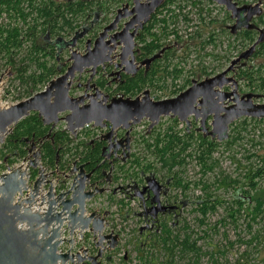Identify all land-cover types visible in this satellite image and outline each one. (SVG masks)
Wrapping results in <instances>:
<instances>
[{"label": "rangeland", "instance_id": "1", "mask_svg": "<svg viewBox=\"0 0 264 264\" xmlns=\"http://www.w3.org/2000/svg\"><path fill=\"white\" fill-rule=\"evenodd\" d=\"M55 1L67 2L66 0ZM192 1L174 0L168 5L172 12L167 13L166 10H163L161 17L166 15L169 29H176L177 35L180 36L170 34L164 40L165 45L174 46L176 58L173 61L176 62L180 57H183L181 66L184 67V74L197 80L207 77V74L224 69L231 60L237 58L252 45L257 35L256 31H253V41H251L245 39L243 35L231 33L227 26L232 25L231 19H227L230 12L224 6L218 5L212 0H195L198 1L196 5L192 4ZM233 1L250 5L253 8H260L262 15L258 19L253 17L252 23L264 26V0ZM173 14H177V17L173 18L174 22H171ZM184 16L188 18V21ZM2 17L5 18L3 15ZM62 36H64V40L70 41L72 34L64 32ZM210 37L213 38V41L207 43L206 41ZM27 46L28 44L25 43L22 51L15 56L18 61H15L17 66L8 63L6 58L0 54V107L9 106L24 99L26 85L18 80L16 67L29 63L28 60L20 63V59L27 51ZM82 48L83 42L78 46L69 45L62 54L64 57L67 56L71 49L82 52ZM238 66L239 72L242 69L259 70V73L256 72V76L264 77L263 56H249L242 59ZM33 69H35L34 65L28 66V72ZM183 77L179 78L177 82H182ZM247 82V79L241 78L240 89H244V91L248 89ZM170 83V81L167 82L169 86ZM80 92L81 89L77 88L71 90L73 95H78ZM150 94L151 96L160 95L162 99L168 98L170 91L169 88L154 93H151L150 90ZM172 119L170 116L161 117L153 134H146V123L137 125L134 135L140 140L133 146L134 152L141 157L143 163L152 162L154 172L162 182L169 179L172 182L167 189L168 205L176 207H173L168 215H161V223L166 222L171 228L170 240L165 245L151 240L152 235L159 233L160 230H154L144 220L138 218L135 214L139 211V203L136 199H129L124 208L130 209L133 214L127 217L122 215L125 211H120L118 200L124 197V192L126 193L122 187H126V181L131 180L128 178L125 181L120 180L115 185H105L106 191L96 195L87 205L88 211L96 210L101 215L106 213L104 233L113 230L119 235L116 246L113 249L105 248L102 257L94 264H137V255L140 251L135 245L138 241L152 243L146 249L148 254L151 253L154 257L155 264H264V204L261 210L251 212L255 202L249 203L248 209L251 214H248L246 204L244 208L238 210L237 205L233 203L236 194L243 196V200L246 199L244 197L247 194L241 192L242 189H247L245 182L247 183L249 179L246 178V175L256 169L264 170L263 124L249 122L246 129L239 131L240 137L232 143H226L230 139V135L223 140L216 139L219 144L207 161L210 168H202L198 161L196 147L199 141L197 140L192 142V145L187 149L186 153H191V155L185 156V163L175 165L168 170L160 164L154 154L145 147V144L152 142L156 132H162L170 125L182 134L186 129L185 123H174ZM59 126L64 127V122L59 123ZM232 129L231 127L229 133H232ZM186 153H182L181 156ZM195 153L197 154L195 155ZM1 159L3 160L2 157ZM55 169H47V172L51 174L49 177L59 183L63 182L61 171L59 174L54 173ZM175 174L181 177L182 182L188 184L187 188L173 185ZM254 179L258 185L251 194L259 192L264 199V175ZM231 180H236L238 183H233ZM208 195L210 199L220 201V203L216 204L214 210H209L203 215L199 206L202 200L208 198ZM138 228L142 229V233L137 232ZM175 235H179L178 241L188 236L189 247L192 245L195 247L184 248L178 245V242H172ZM95 241L96 237L92 232L86 231L81 239L75 241L74 249L85 247L89 254L94 255L96 254L93 248ZM174 243L177 244L174 246ZM172 245L173 248L169 250ZM123 254L126 256L127 262L121 259ZM88 262L90 260H84L85 264Z\"/></svg>", "mask_w": 264, "mask_h": 264}, {"label": "water", "instance_id": "2", "mask_svg": "<svg viewBox=\"0 0 264 264\" xmlns=\"http://www.w3.org/2000/svg\"><path fill=\"white\" fill-rule=\"evenodd\" d=\"M140 1L135 0L133 7L126 13L118 12L93 42L87 41L83 54L72 50L66 70L49 80L43 89L14 104L0 107V133H10L18 121L33 112L38 114L43 124L49 126L44 138H48L61 122H64L63 128L72 135H76L78 130L87 125L97 128L109 126V130L101 136L105 143L102 148L103 161H105L109 160L118 148V144L113 143L111 139L113 131L118 128L125 130L123 140L128 142L132 126L139 124L143 119L149 121L151 129L164 116H171L185 123L189 122L190 116H194L196 119L200 118V127L203 128L206 118L212 115L211 132L217 135V139L223 140L227 138V127L234 119L242 116L264 117V105L252 104L254 110L218 107L219 102L231 100V93L221 91L224 85L234 81L226 74L234 64L249 57L262 38L253 42L223 71L202 80H193L191 85L172 97L154 100L149 90L145 89L135 97L120 95L108 99V96L96 86H90L89 82L97 67L110 62L111 52L117 46H120L121 52L120 62L115 67H121L124 63L128 66L134 65L135 34L143 22H146L165 0H146L142 3ZM213 1L225 6L233 15L247 9V7H238L233 0ZM253 14L248 8L246 20H249ZM122 18H128V21L121 30L117 31V23ZM110 31L113 33L108 34ZM75 39L67 43L74 45ZM128 56H130L129 60ZM158 56L159 53H156L141 64H150ZM85 69L91 73L85 91L73 96L70 94L71 87L76 76ZM247 98L251 103V94H248ZM206 104H212V107L203 109V114L200 115L201 109L197 107ZM36 146L32 142L28 151H32ZM39 156L38 147L34 159L27 164L32 168H38L39 176L33 183L34 193L25 202L29 203L34 198L41 183H48V191L40 200L41 204L47 205L43 213L31 211L29 206H24L21 201H13L16 192H20L25 185L21 165L1 175L0 264H65L68 261L72 264H83L84 260H90L94 264L102 257L105 248L113 249L116 246L119 236L113 230L104 233L106 213L101 215L96 210L88 211L86 207L88 200L105 192L106 188L91 181L94 169L86 172L84 163L78 164L74 161L69 169L72 175L70 187L56 193L51 179L45 180L47 175L40 168ZM157 184L158 190L160 186L158 182ZM23 224L26 228L19 227ZM63 231H67L70 237L63 236ZM85 231H91L96 237L94 246L97 252L94 255L89 254L85 247L72 250L75 246L74 233L77 232L82 237ZM61 243L69 244L65 252L58 251Z\"/></svg>", "mask_w": 264, "mask_h": 264}, {"label": "trees", "instance_id": "3", "mask_svg": "<svg viewBox=\"0 0 264 264\" xmlns=\"http://www.w3.org/2000/svg\"><path fill=\"white\" fill-rule=\"evenodd\" d=\"M172 2L174 0L165 1L151 16V19L138 36V59H147L156 53H159V56L150 63L146 73L140 71L134 77H128L125 82L118 86V91L124 96L134 97L142 90L148 88L151 93L161 92V90L169 88L170 94L168 96L172 97L192 84L194 79L187 77L188 75L184 74V67L181 66L183 57H180V61L174 62L173 60L176 58L174 46L165 45L164 42L170 34H176L177 37H180L177 35L176 29H169V21L166 15L161 17L163 10H166L167 13L172 12V9L168 8V5ZM197 2L193 0L192 4L196 5ZM94 9V2L82 0L67 2H56L55 0H0L1 56H4L3 58H6L8 63L15 65V61L18 62L15 56L22 51L25 43L28 44L27 51L20 59V63L25 60H28L29 63L16 67L18 80L26 85L24 99L43 89L49 80L58 75L56 49L53 45L45 43L46 35L50 39L63 38L62 33L64 32L73 35L81 28L84 20L87 19V15H92ZM2 15H6L7 19L3 18ZM175 17H177V14L171 15L170 21L174 22L173 18ZM184 18L188 21L186 16ZM243 36H245V39L253 41V33L251 31L243 32ZM212 41L213 38L210 37L206 42L210 43ZM162 49L163 51H161ZM249 56L264 57V43L256 47L255 51ZM30 65H34L35 69L28 72V66ZM203 71L205 72V70ZM256 72L259 73V70L242 69L239 72V77L248 80L247 86L252 91L257 89L264 90V77H257ZM213 73L207 75L209 76ZM182 76H184L183 81L178 83L177 80ZM168 81L171 82L170 86L167 84ZM161 97L160 95H154L156 99ZM172 121L179 123L176 118H173ZM249 122L263 124L264 128V117L261 119L245 118L239 120L233 124L232 133L229 134L230 139L226 143H232L237 140L240 137L239 131L246 129ZM155 129L154 127L150 133L153 134ZM48 130L49 126L43 124L36 112L18 121L2 143L0 155L3 158L4 165H12L23 158L30 144L34 142L39 147L42 165L47 169L57 168L59 171H63L69 169L72 163L76 161L77 163H84L87 170L98 166L94 179L101 177L100 172L102 169L104 171L111 169L112 164L107 162V160L103 161V141L100 139L90 141L98 133L96 128L87 126L80 129L76 135H72L63 127L58 126L48 138H44ZM197 140L199 141L196 147L198 154L195 153V155L197 154L196 156L202 168H210V165H207L208 158L219 142L216 139L203 138L200 134L196 135L193 129H184L183 133L180 134L179 131L174 130L173 126L170 125L166 130L156 132L152 142H146L145 147L154 154L163 167L170 170L175 165L185 163V156L191 155V153H186L187 149L192 145V142ZM182 153L186 154L181 156ZM154 171L152 162L143 163L141 157L135 153L131 155V158L120 160L114 164L112 182L116 184L120 180L129 179L131 176L141 181L142 175L153 173L156 175ZM35 173L36 170H33V174ZM247 175L246 178L249 179L247 183L245 182L247 189L241 190V192L247 194L244 197L246 199L243 200V196L236 194L233 198V203L237 205L238 210L244 208L246 204V211L248 210V214H251V212L261 210L264 204V199L259 192L254 195L251 194L253 190L257 189L258 185L254 178L263 176L264 170L256 169ZM231 181L238 183L236 180ZM173 185L182 186L183 188L188 186L187 183L182 182L181 177L177 176V174L174 175ZM203 185L206 186V184ZM123 196L118 200L119 209L120 211L124 210L125 212L122 215L127 217L133 212L128 208L124 209L130 198L125 192ZM251 202H255V205H253L250 212L248 208ZM218 203L220 201H213L208 195L206 200L201 201L199 210L205 215L207 211L214 210ZM137 232L139 233V228ZM171 235V228L167 223L160 222V232L154 233L151 240L165 245L170 240ZM178 238L179 235H175L171 241L178 242V245L184 248L195 247L194 245L189 247L188 236L180 241H178ZM175 244L177 243H174V246ZM151 245L152 243H145L144 241L136 243L135 246L140 251L137 255V264H155L154 257L151 253L148 254L146 249V247ZM171 248H173V245L169 250ZM127 258L129 259V257ZM121 259L123 261L126 260V256L123 254ZM124 262H127V260Z\"/></svg>", "mask_w": 264, "mask_h": 264}, {"label": "flooded vegetation", "instance_id": "4", "mask_svg": "<svg viewBox=\"0 0 264 264\" xmlns=\"http://www.w3.org/2000/svg\"><path fill=\"white\" fill-rule=\"evenodd\" d=\"M66 1H71V0H66ZM78 1V0H76ZM82 1H92L95 3V9L92 13V15L88 14L87 19L84 20L83 24L81 25V28L77 30L72 36L71 39H75L74 45H81L83 42V48L82 52L77 51L76 49H71L68 53L67 56L64 57L62 54L63 51L66 49V47H69L70 43L64 40V38L57 37L55 39H50L49 36L46 35L45 37V43L46 44H51L55 47L56 49V60H57V70H58V75L63 73L67 66L69 65L68 58L71 54L72 50H75L81 54L84 53L86 43L88 40L93 42L95 38L99 35L100 32H102L103 28L108 25L118 14H124L128 10H130L133 5L135 0H82ZM146 0H141L140 2H145ZM167 1V0H165ZM164 1V2H165ZM213 1V0H212ZM164 2L156 8L159 9ZM236 5L238 7H247L250 8V11H252L254 14L249 18V20H246L247 16V9L242 10L239 13L232 14L227 8L224 6V8L230 12V14L227 16V19H231L232 25H227L228 29H230L231 33L233 34H240L243 35V32L245 31H256L257 37L255 38L254 42L262 38V40L255 46L258 47L260 44L264 43V26H259L255 22L252 23V18H260L261 14V9L256 7L253 8L250 5L247 4H241L239 2H236ZM241 4V5H240ZM221 6V5H220ZM155 10V12H156ZM154 12V13H155ZM152 13L149 17V19L146 22H143L142 26L137 30L134 41H135V46H134V65L128 66L126 63H124L121 67H115L117 63L120 62V46H117L112 52H111V60L110 62L105 63L103 66L97 67L96 71L93 74L92 79L89 82V85L91 86H96L104 95L108 96V99L111 97H117V96H124L118 91V86L125 82L128 77H134L139 73L140 71H143V73H146L149 69L150 64H141L142 61L145 59H138V52L139 49L137 47V38L140 35L141 31L144 29L148 21L151 19V16L154 14ZM6 18V15H4ZM7 19V18H6ZM128 21V18H122L119 20L117 23V31L121 30L123 28L124 23ZM33 31V30H32ZM132 31V30H130ZM82 33V34H81ZM113 31L108 32V34H112ZM81 34V35H80ZM67 45V46H66ZM76 47V46H75ZM255 49L253 51H255ZM252 51V52H253ZM127 59H130V56L127 57ZM232 61V60H231ZM230 63L224 68L226 69L229 67ZM241 60L237 62L236 64L233 65L232 69L226 74L228 77H232L234 81L224 85L221 89L222 92H227L231 93V100H227L224 102H219L218 107H223V108H232L235 107L236 109L239 110H254L255 107L251 106L253 105H264V90H254L252 91L250 88L246 89H240L239 82L241 81V78L239 77V70H238V64H240ZM222 69L221 71H223ZM219 71V72H221ZM219 72H215L209 76H213ZM90 71L88 69H85L80 75H77L75 78V81L71 87L72 88H77L81 89L80 94H82L85 91V86L88 84L87 81L90 77ZM207 76V77H209ZM206 78V77H205ZM195 80V79H194ZM197 80H202V79H197ZM76 82V84H75ZM75 84V85H74ZM70 90V94H71ZM145 90V89H144ZM149 90V89H148ZM242 90V91H241ZM93 89L91 88V92ZM143 91V90H142ZM142 91L140 93H142ZM181 92V91H180ZM138 93L137 95H139ZM150 93V90H149ZM78 94V95H80ZM178 94V93H177ZM251 94V103H249L247 95ZM73 95V94H71ZM136 95V96H137ZM77 96V95H73ZM151 96V94H150ZM175 96V95H174ZM128 97V96H124ZM135 97V96H134ZM152 99L154 100H159L154 98V96H151ZM167 98V97H166ZM163 99V98H162ZM211 105H204V106H198V109H201L199 112L200 115L203 114V109L206 108H211ZM222 114V113H221ZM171 117V116H170ZM173 118V117H171ZM261 119L263 117H251V116H242L237 119H234L231 123H229L227 127V137L229 136L230 129L232 125L242 119ZM177 119V118H176ZM161 120V119H160ZM178 120V119H177ZM213 120L212 115H209L206 118L205 125L203 128L200 127V118L196 119L194 116L189 117V122L185 123L186 129H193L197 134H200L203 138H210V139H217L216 134H212V126L211 122ZM179 121V120H178ZM180 122V121H179ZM141 123H146L147 128H146V134H149L152 129L157 126H153L151 129L149 128V121L147 119H143L139 124ZM159 123V122H158ZM137 124V125H139ZM137 125L132 126L130 135H129V140L128 142L124 141L125 137V130L118 128L113 131V134L111 136V139L113 143L118 144V148L115 154H112L111 157L109 158L110 164L114 166L118 161L120 160H126L127 158H131L132 154H135L133 150V146L138 144L139 138H135V127ZM92 128H96L98 130V133L90 139L92 142L95 139H101V136L105 134L109 130V126H106L105 128H97L93 127L92 125H89ZM85 128V127H84ZM119 141V142H118ZM104 143V141H103ZM105 144V143H104ZM112 149L110 150V152ZM107 160V162H109ZM79 164V163H78ZM98 166L96 168H92L93 170V175H92V182H95L98 186H104L105 185H111L113 184L112 178H113V173L112 169L109 171H104L103 169L100 172L101 177L98 179H94L96 175V169L98 170ZM91 170H87L85 168L86 172H89ZM72 175L70 173L66 174V179H70ZM65 179V180H66ZM131 181H126V187H122L126 190L127 196H129L130 199L134 200L136 199L139 203V211H137L135 214H137L138 218L141 220H144L146 224L149 225V227L154 228V230H160V222H161V215H168L170 213V210L173 207H176L174 205H168V197H167V189L169 188L170 184H172L171 180H167L162 182L160 177L155 175L154 173L152 175L150 174H145L142 175V180L139 181V179H134L133 176L129 178ZM159 183V189L158 184ZM115 185V184H114ZM106 188V187H105ZM107 220V219H106ZM142 229L139 228V232H141ZM95 243V242H94ZM93 243V248L97 252V248L94 246ZM90 263V262H88ZM86 263V264H88Z\"/></svg>", "mask_w": 264, "mask_h": 264}, {"label": "built area", "instance_id": "5", "mask_svg": "<svg viewBox=\"0 0 264 264\" xmlns=\"http://www.w3.org/2000/svg\"><path fill=\"white\" fill-rule=\"evenodd\" d=\"M87 126H89V125H87ZM87 126H85V127H87ZM8 134L9 133H4V134L0 133V151H1L2 143L4 142V140L6 139ZM37 151H38V146H36L32 151H27L26 155L23 158H21L19 161H17L16 163H14L12 165H9V166L4 165V162L1 159V155H0V186L2 184L1 175L5 172H9L14 167L21 165L22 170L24 171L23 180L25 181V185L20 190V192H16V194L14 195L13 201L14 202L21 201V202H23L24 206H29L31 211L43 213L46 210L47 205L44 203L41 204L40 200L42 199V197H45V195L48 191V183H45V182L41 183V185L38 189V192L34 196V198H32V200L29 203L25 202V200L30 198L31 195L34 193L33 192V183H34V180L39 176L38 168H32L30 166H27L28 162L30 160L34 159L35 153ZM39 161H40V168L42 169L43 173H45L47 175L45 180L51 179L49 177L50 176L49 172H47L48 171L47 168H45L42 165V162L40 160V156H39ZM71 167H72V165H71ZM69 169L61 171V174L63 175V178H64L63 182L59 183L56 180L51 179V184H52L53 189L56 193H58L59 191H65L66 189H68L70 187L72 177L70 179L65 178L66 174L69 173ZM33 170H36L35 174H33ZM53 172L59 174L60 171L58 169H55ZM89 201L90 200H88L86 202V207H87ZM87 210H88V208H87ZM19 227L26 228V226L24 224L19 225ZM62 235L67 237V238L70 237L67 231H63ZM73 237H74L75 241L81 239V237L78 235L77 232L74 233ZM68 248H69L68 243H61L58 246V251L59 252H65ZM72 250L75 251L74 248ZM65 264H72V263L68 261Z\"/></svg>", "mask_w": 264, "mask_h": 264}]
</instances>
